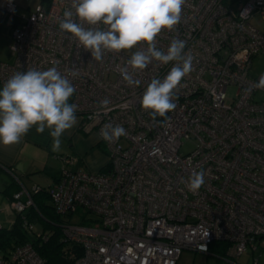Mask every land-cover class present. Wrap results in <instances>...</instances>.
Wrapping results in <instances>:
<instances>
[{
  "label": "built area",
  "instance_id": "obj_1",
  "mask_svg": "<svg viewBox=\"0 0 264 264\" xmlns=\"http://www.w3.org/2000/svg\"><path fill=\"white\" fill-rule=\"evenodd\" d=\"M70 5L71 0H49L18 16L14 0L3 1L13 61L0 63V85L16 72L56 67L74 85L70 104L77 105L82 127L96 131L108 167L72 170L75 157H59L60 177L51 187L20 186L12 196L8 207L22 230L39 244L49 239L51 232L36 231L29 217L33 194L45 191L57 216L85 213L60 226L64 241L81 247L74 264H178L183 251L206 255L214 242L228 244L230 258L248 247L253 253L264 249V101L254 98L264 93L255 87L264 74L252 78L249 72L253 58L264 54V31L252 22L255 15L264 19V0L231 6L224 0H185L180 23L163 29L156 43L166 51L173 39L185 41L192 70L173 90L177 106L169 118L155 120L141 98L151 80H163L176 62L153 61L134 72L129 66L140 81L130 86L120 73L131 57L124 50L105 51L96 61L77 38L61 32L59 20L74 11ZM104 99L110 101L107 110L100 106ZM108 124L123 126L126 134L113 142L102 139ZM186 141L195 147L181 155ZM201 170L205 183L193 193L187 182ZM0 264L45 260L26 242L1 252ZM253 264H261L259 258Z\"/></svg>",
  "mask_w": 264,
  "mask_h": 264
},
{
  "label": "clouds",
  "instance_id": "obj_2",
  "mask_svg": "<svg viewBox=\"0 0 264 264\" xmlns=\"http://www.w3.org/2000/svg\"><path fill=\"white\" fill-rule=\"evenodd\" d=\"M184 4L185 0H71L74 11L64 12L59 29L77 38L96 61L102 60L105 51L120 52L145 43L147 47L133 52L128 66L120 69L123 80L130 86H138L140 81L133 79L129 66L134 72L146 69L153 61L161 64L175 61L163 80H151L141 98L143 109L151 110L149 115L153 120L157 116L169 118L167 113L177 106L173 90L192 70L193 57L184 53L185 41L173 39L164 51L157 47L156 37L163 29L173 30L180 23ZM99 24L105 27H97ZM76 75L73 71L72 76ZM255 87L264 88V76ZM75 91L70 79L56 67L13 73L0 88V143H19L35 126L37 133L49 129L53 147L58 149L61 136L77 123V105L69 103ZM109 103L104 99L100 106L107 110ZM125 134L123 126L111 124L105 125L100 133L108 142ZM204 176L203 170L193 171L187 182L188 190L196 193L205 183Z\"/></svg>",
  "mask_w": 264,
  "mask_h": 264
},
{
  "label": "crops",
  "instance_id": "obj_3",
  "mask_svg": "<svg viewBox=\"0 0 264 264\" xmlns=\"http://www.w3.org/2000/svg\"><path fill=\"white\" fill-rule=\"evenodd\" d=\"M3 1L0 0V6ZM14 2L16 14L25 16L31 13L42 0H14ZM259 19L264 22V19ZM254 25L264 31L256 23ZM11 33L12 25L6 23L0 10V63L13 61L9 50ZM49 131L46 128L43 133H37L33 126L19 143L12 145L0 143V224L2 227L1 215L5 214L6 220L12 223L11 227L16 220L17 216L7 206L20 186L27 189L33 185L47 188L59 179L62 166L59 157H75L76 162L71 167L72 170L100 172L108 167L107 153L96 131H86L82 127L80 118L77 117L76 125L66 130L61 136L58 149H54L53 138ZM6 169L12 170L15 177Z\"/></svg>",
  "mask_w": 264,
  "mask_h": 264
},
{
  "label": "trees",
  "instance_id": "obj_4",
  "mask_svg": "<svg viewBox=\"0 0 264 264\" xmlns=\"http://www.w3.org/2000/svg\"><path fill=\"white\" fill-rule=\"evenodd\" d=\"M245 0H224L226 5H236ZM48 3L49 0H42ZM71 98L69 101H71ZM70 103V102H69ZM51 187V186H49ZM47 187V188H49ZM47 189V188H43ZM34 208L29 211L32 222H40L43 228L50 233L49 239L42 244L29 237L21 228L20 220L17 219L10 229H0V253L18 244L30 242L35 250L45 260V264H74L81 257L82 250L78 245L69 246L63 239L61 231L62 218L57 216L50 203L49 195L44 191L33 194ZM84 225H90V221L81 220ZM229 245L223 242H214L209 246V252L225 254Z\"/></svg>",
  "mask_w": 264,
  "mask_h": 264
},
{
  "label": "rangeland",
  "instance_id": "obj_5",
  "mask_svg": "<svg viewBox=\"0 0 264 264\" xmlns=\"http://www.w3.org/2000/svg\"><path fill=\"white\" fill-rule=\"evenodd\" d=\"M253 21L259 27L264 29V22H262L259 19V17L255 16ZM124 51L131 56L133 52L137 51V48L135 46L133 49L124 50ZM249 72L252 78L264 74V54L258 55L255 58H253L249 66ZM254 98L256 101H264V93H257ZM194 147H195L194 141H186L183 143L182 147L180 148V154L181 155L188 154L194 149ZM4 215L5 214L1 215V222L3 224V228L8 230L11 228L12 223L7 221L6 216ZM83 215H85V213L81 209H78L72 219L70 218L66 219L65 217H61V218L63 221L66 219L65 221L76 223L79 221L80 216ZM42 229H44L43 225L40 222H35V230L38 231ZM254 258H259V262L261 264H264V249H259L256 253H253L251 251V248L248 247L247 252L244 253L239 258H230V254L228 253V251L225 254L208 252V254L206 255L197 254L191 251H183L178 264H253ZM227 260H230L231 262H228Z\"/></svg>",
  "mask_w": 264,
  "mask_h": 264
}]
</instances>
